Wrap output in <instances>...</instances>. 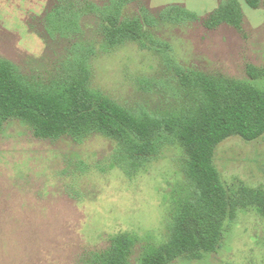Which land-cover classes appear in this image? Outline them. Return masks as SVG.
Listing matches in <instances>:
<instances>
[{
    "label": "rangeland",
    "instance_id": "1",
    "mask_svg": "<svg viewBox=\"0 0 264 264\" xmlns=\"http://www.w3.org/2000/svg\"><path fill=\"white\" fill-rule=\"evenodd\" d=\"M227 0H0V61L41 86H66L85 71L89 89L161 114L183 105L177 73L251 81L264 68V6L237 0L244 22L207 27ZM173 15H169L168 10ZM173 9L197 14L185 19ZM60 11V12H59ZM140 24L137 39L107 40L106 21ZM264 88V79L253 81ZM118 142L100 133L39 137L12 118L0 132V264H83L114 236L135 237L132 263L168 239L183 191L185 150L168 145L132 177L117 165ZM215 165L231 191L264 189V136L230 137ZM173 264H264V216L254 207L228 224L222 247Z\"/></svg>",
    "mask_w": 264,
    "mask_h": 264
},
{
    "label": "trees",
    "instance_id": "2",
    "mask_svg": "<svg viewBox=\"0 0 264 264\" xmlns=\"http://www.w3.org/2000/svg\"><path fill=\"white\" fill-rule=\"evenodd\" d=\"M246 2L253 9L264 6V0ZM173 10L190 21L201 18L188 10ZM171 12L168 10L169 15ZM106 22L103 34L107 40H135L144 33L140 24ZM243 22L239 2L227 0L204 24L241 29ZM247 73L252 82L196 71L177 73L185 97L182 107L156 114L123 106L89 89L83 70L66 86L43 87L19 75L12 63L0 61V132L5 122L16 118L42 138L72 135L83 139L100 133L118 142L117 165L129 177L166 146L179 144L186 153V181L174 199L175 210L167 223L168 239L149 246L139 264H173L180 258L202 260L222 247L226 227L236 221L240 211L254 207L264 216V189L231 191L214 161L217 147L228 138L255 141L264 136V88L253 83L264 79V68L249 67ZM110 241L105 250L89 252L83 264H133L135 237L120 234Z\"/></svg>",
    "mask_w": 264,
    "mask_h": 264
}]
</instances>
